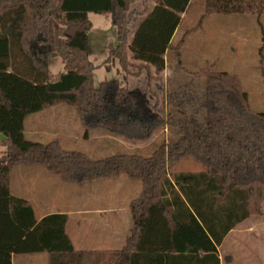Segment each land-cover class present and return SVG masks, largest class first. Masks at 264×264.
Segmentation results:
<instances>
[{
	"label": "trees",
	"instance_id": "16d2710c",
	"mask_svg": "<svg viewBox=\"0 0 264 264\" xmlns=\"http://www.w3.org/2000/svg\"><path fill=\"white\" fill-rule=\"evenodd\" d=\"M140 1L130 35V12ZM191 1L0 0V149H6L0 158V264L38 253L49 254L50 264H221L218 248L229 233L264 217V113L251 111L238 77L208 65L195 75L206 82L204 95L166 92L162 109L120 80L94 84L90 14L110 18L117 29L118 46L109 59L123 71L135 62L158 75L172 53L181 64L185 38L176 45L173 39ZM205 7L202 20L264 15V0H205ZM53 60L61 61L63 72L53 74ZM57 106L77 111L87 138L101 130L143 143L161 128L172 138L150 157L103 160L67 151L57 141L28 140L26 119ZM184 159L204 170L172 174ZM23 166H41L76 185L121 176L140 181L126 246L110 256L75 250L67 215L39 221L29 202L12 195L11 175Z\"/></svg>",
	"mask_w": 264,
	"mask_h": 264
},
{
	"label": "rangeland",
	"instance_id": "374dc122",
	"mask_svg": "<svg viewBox=\"0 0 264 264\" xmlns=\"http://www.w3.org/2000/svg\"><path fill=\"white\" fill-rule=\"evenodd\" d=\"M142 9L141 1L132 7L130 35L138 23L135 20L136 14ZM205 10V0L191 1L187 12L182 15V22L174 40L176 45L185 38L181 64L179 65L175 54L172 53L168 56L166 70L158 75L149 69H140L135 62H132L133 65L128 71H123L118 61L109 59L111 52L118 46L117 29L110 18L90 14L93 28L88 35V47L89 59L95 67V86L99 88L102 83L120 80L130 90H138L145 94L152 108L159 102L162 109L166 92L204 95L206 82L195 75L209 65L217 72L238 77L243 90L248 94L251 111L264 113V15H212L202 20ZM51 70L54 75L62 72L61 61L53 60ZM186 114L189 115L191 112L188 111ZM199 119L204 122L205 115ZM85 135L86 131L77 111L67 106L55 107L32 115L25 121V136L28 140L41 144L57 141L65 150L85 153L93 160H103L119 154L150 157L165 140L169 141L172 138L171 131L166 128H161L150 140L143 143L126 140L121 143L110 139L101 130H91L89 138ZM3 139L4 136L0 134V141ZM5 152L6 149H0V158ZM203 170L201 164L184 159L171 169V173H199ZM132 182L143 189L140 181ZM66 184L71 186V183ZM100 184V188L97 189L104 191V183ZM72 186L84 190L82 199L89 203L84 202L83 207L93 210V186L96 184ZM134 193L136 192H133L132 197L138 198L140 193L136 195ZM129 214L131 216V213ZM90 228L87 225L77 226L76 219L71 222L69 233L75 239L78 249H93V243L89 241ZM235 243L232 236L224 242L222 246L224 264H243L242 254ZM23 256L19 255L18 260L24 258ZM39 256H42L39 257L42 260H33L26 264H43L42 261L47 264L48 255L43 253ZM16 264L22 263L17 261Z\"/></svg>",
	"mask_w": 264,
	"mask_h": 264
},
{
	"label": "crops",
	"instance_id": "0c3cea01",
	"mask_svg": "<svg viewBox=\"0 0 264 264\" xmlns=\"http://www.w3.org/2000/svg\"><path fill=\"white\" fill-rule=\"evenodd\" d=\"M109 138L121 143L125 140L111 136ZM132 181L121 176L94 182L96 186H93V210H90L83 207L86 201L82 199L84 190L81 188H74L70 183L68 184L71 186L67 185V182L41 166H23L15 169L11 175V193L14 197L29 202L39 221L50 215H67L69 217L67 233L75 250L110 256V253L120 251L126 246L134 227L132 214L130 216L129 213H131L132 201L137 198L134 199L132 194L136 192L135 195L139 193L141 195L143 189ZM101 182L105 185L104 191L97 189L100 188ZM74 219L77 220L79 227L86 225L91 227L89 241L93 243L92 250H80L76 247L75 239L69 233V227ZM231 236L242 254L243 264H264V218L253 217L241 223L229 233L224 242ZM222 246L218 250L220 263L224 264ZM39 255L43 253L24 255V258H20L21 260H18L19 255H13L12 264H16L17 261L26 264L33 260H42L39 258L42 256ZM47 255V264H50V256ZM42 263L44 264V261Z\"/></svg>",
	"mask_w": 264,
	"mask_h": 264
}]
</instances>
